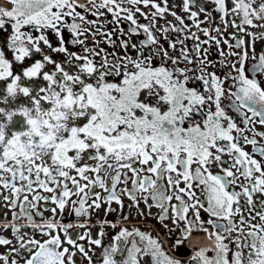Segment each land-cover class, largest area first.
I'll return each mask as SVG.
<instances>
[{
  "label": "snow or ice",
  "instance_id": "1",
  "mask_svg": "<svg viewBox=\"0 0 264 264\" xmlns=\"http://www.w3.org/2000/svg\"><path fill=\"white\" fill-rule=\"evenodd\" d=\"M0 33V264H264V0H4Z\"/></svg>",
  "mask_w": 264,
  "mask_h": 264
},
{
  "label": "flooded vegetation",
  "instance_id": "2",
  "mask_svg": "<svg viewBox=\"0 0 264 264\" xmlns=\"http://www.w3.org/2000/svg\"><path fill=\"white\" fill-rule=\"evenodd\" d=\"M171 2L178 5L180 0H171ZM216 23H220V21L217 19ZM234 30H235L234 28H229L228 29L229 32L230 31H234ZM2 36H3V33H0V38H2ZM225 47H227V46L225 45ZM249 47L251 48V45H249ZM256 50H257V52H259L261 50H264V42L257 41L256 42ZM250 55H251V53H250ZM246 147L248 148L249 151H251V145H247ZM97 190L99 191L100 189L97 188ZM125 202H126V204L128 203L127 198H125ZM3 203H4L3 201H0V205H3ZM17 210H19V206H17ZM154 210H156V209H154ZM119 211L120 210L118 209L117 212L111 213V216H113V217L117 216ZM123 211L127 212L128 211L127 207H125L123 209ZM5 212L8 213L9 218L11 217V212H12L11 209H8L6 207H0V219H4V213ZM102 212H103V209H101V214H102ZM165 243H169V241L166 240ZM210 243H212V241L207 237L206 234H204L203 232L197 231V232H194L193 235H191L187 239V242L185 244L181 245L176 250V254L180 255V256H183V257H186L189 254V252H190V247L191 246H195L197 244H210ZM0 250H2V249H0Z\"/></svg>",
  "mask_w": 264,
  "mask_h": 264
},
{
  "label": "bare ground",
  "instance_id": "3",
  "mask_svg": "<svg viewBox=\"0 0 264 264\" xmlns=\"http://www.w3.org/2000/svg\"><path fill=\"white\" fill-rule=\"evenodd\" d=\"M0 2H4V0H0Z\"/></svg>",
  "mask_w": 264,
  "mask_h": 264
}]
</instances>
